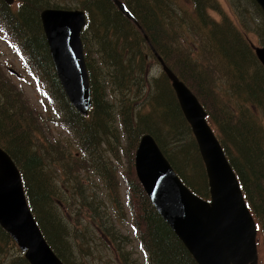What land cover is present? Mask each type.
I'll list each match as a JSON object with an SVG mask.
<instances>
[{
    "label": "trees",
    "instance_id": "trees-1",
    "mask_svg": "<svg viewBox=\"0 0 264 264\" xmlns=\"http://www.w3.org/2000/svg\"><path fill=\"white\" fill-rule=\"evenodd\" d=\"M84 1L89 5L82 6L88 14L83 42L92 77L93 99V108L87 116L79 113L69 102L55 71L40 19L42 10L51 5L42 0H15L12 5L0 0L2 30L20 47L31 69L41 72L39 77L46 86V97L52 99L60 114L57 122L69 123V131L77 138V144L85 154L69 152L68 146L52 135L49 127L41 121L42 114L22 101L23 91L14 85L0 63V146L18 166L31 209L56 254L65 264H89L97 252L105 254L92 264H142L141 258L144 257L148 264H198L155 208L139 182L135 168L123 174L128 179L126 197L130 202L125 204L121 197L120 170L112 162L111 153L118 158L124 139L126 145L132 143L131 149H127L128 146L123 148L124 154L134 160L141 136L150 133L188 187L204 198H210L208 175L196 139H193V143L197 150L181 142L187 136L186 130L191 132V127L167 75L162 73L152 78L158 89L148 99L140 98L144 83L140 85L135 74H128L131 79L128 82H120L122 70L130 66L125 47L132 42L144 46L146 56L149 54L148 57L159 65L151 49L153 45L166 64L203 103L208 112V121L227 151L246 202L264 234V170L260 167L264 159L261 156L264 154V128L254 114V106L264 109V67L255 54L253 44L245 38L251 28L243 23L242 29H239L231 19L225 18L218 23L219 29H213L208 26L206 17L202 16L193 30L195 36L204 42L199 44L197 58H193L192 53L195 51L189 49L190 38L185 43L178 41L180 33L174 26L176 9L171 7V0H122L142 29L133 27L136 26L133 19L120 12L112 0ZM215 1L193 0L195 15H202L205 3L217 11ZM248 2L257 8L256 13L264 20L259 4L255 0ZM162 3L168 5L167 12L157 5ZM182 11L187 12L188 9L184 7ZM148 16L152 17L151 22ZM91 30H94L93 39H99L106 50L101 46L94 49L95 55L100 52L103 56L102 61L96 60V66L103 67L107 62L109 78L91 71L88 48L91 46ZM110 33L113 37L109 36ZM116 45L120 48L114 49ZM228 67L232 73L225 75L230 79L239 81L240 76L249 77L248 99L244 104L232 106L237 113L229 112L225 104L219 103L215 92L218 88L215 85L217 76L224 74ZM115 77L114 85L119 88L125 85V88L116 98L112 96L111 100H105L107 96L102 95L96 79L100 80L101 87L111 88L107 85ZM208 80H214V84ZM109 95L112 94L109 92ZM212 115L220 119L219 128L223 129L227 138L213 126ZM180 127L186 128L184 133L179 132ZM172 139L175 141L171 142ZM228 141L236 148V152L231 150ZM176 146L184 147V153L194 158L193 172L187 177L174 163L176 158L172 149ZM187 148L195 154L191 155ZM175 154L178 160L186 162L183 154ZM84 168L91 170L105 188L92 179L91 183H85L82 179ZM58 169L61 170L59 174ZM57 177L60 186L63 185L61 190L57 185ZM197 180L200 182L199 187L192 184ZM99 188L104 189L103 196ZM34 190L39 197V206L33 205ZM106 190L109 192L106 193ZM60 193V199L54 198ZM63 196L67 198L65 201L62 200ZM60 202L70 203L66 209H62ZM126 205L127 208L128 205L132 207L133 231L136 234L133 237L124 234L117 224L119 219L124 224L127 220ZM137 242L142 257L136 256L134 245ZM98 243H101L99 249L96 248ZM108 246L112 248L111 251ZM14 248L18 249L16 243L0 226V264H29L19 249L20 254H11Z\"/></svg>",
    "mask_w": 264,
    "mask_h": 264
},
{
    "label": "water",
    "instance_id": "water-1",
    "mask_svg": "<svg viewBox=\"0 0 264 264\" xmlns=\"http://www.w3.org/2000/svg\"><path fill=\"white\" fill-rule=\"evenodd\" d=\"M11 3L13 0H5ZM129 17L125 5L114 0ZM264 11V0H256ZM41 20L60 83L83 115L92 106L91 83L82 32L83 9L46 8ZM172 82L205 163L210 201L193 192L177 174L152 134L141 137L135 153L136 173L157 211L182 240L198 264H259L258 229L225 151L198 97L152 47ZM264 66V46L254 45ZM0 224L17 241L30 264H65L46 240L25 193L12 157L0 148Z\"/></svg>",
    "mask_w": 264,
    "mask_h": 264
},
{
    "label": "rangeland",
    "instance_id": "rangeland-1",
    "mask_svg": "<svg viewBox=\"0 0 264 264\" xmlns=\"http://www.w3.org/2000/svg\"><path fill=\"white\" fill-rule=\"evenodd\" d=\"M43 3L49 4L51 6H46V7H52V8H64V9H72V8H82V6H88L89 4L86 3L84 0H42ZM114 1V0H112ZM122 2V0H119ZM115 6L117 9L123 13V11L118 7V4L114 1ZM158 6H162L165 10V12L168 11V5L165 3L162 4H157ZM171 7L176 9V14L174 16V26L175 28L179 31V38L178 41L181 43H185L187 39L190 38V44L191 46L189 49H194V53H192L193 58H197L199 54V47L200 43H203L199 37L195 36V31L193 30V27L195 26L196 22L202 20V16H205L207 19V24L210 28L217 27V29L220 28L218 26V23L220 21H223L225 18H229L233 21V23L239 28L242 29L243 23H246L250 28L251 31H249L246 35L245 38L248 42L251 44L255 45H261L264 46V20L259 18V15L256 13L257 8L253 5H251L248 0H216L215 1V8L217 11H214L211 8L210 4H204L203 5V13L202 15H195L194 11V5H193V0H171ZM188 9L187 12H183L182 8ZM83 9V8H82ZM197 16V18H196ZM127 17V16H126ZM98 19V18H96ZM133 19V18H132ZM149 21H152V17L148 16ZM214 19V22H213ZM99 20V19H98ZM133 19V23H134ZM136 26L132 25L133 27L140 28L142 29L141 25L139 22H135ZM164 25V24H162ZM4 34L0 30V63L3 66L4 70L7 73V76L14 82V85H17L23 92H22V101H24L29 107L32 106L38 111L39 113L42 114L41 121L42 123L46 126L49 127V129L52 131V135L62 141L66 146H68V151L76 154L77 152H82L83 156L85 155L83 150L79 147V144H77V141L73 134L69 131V123L63 124V123H58L57 120H59V113L56 111L55 105L52 103V99L46 97L45 91H46V86L45 84L40 80L39 75L33 72L32 70L29 69V63L27 61H24L22 58L21 54L18 52L16 45L12 42L11 39L3 36ZM45 35V34H44ZM109 36L113 37V34L110 33ZM94 37V30L90 31V41H91V46H88L89 48V56H90V64L92 66L91 71L95 72L96 75H103L105 77L109 78V66H106L107 62L102 65L103 67H97L96 66V60L102 61L103 56L101 55L100 52H97L96 55L94 54V49H97L102 45V42L99 39H93ZM260 37V38H259ZM117 41V39H116ZM115 41V42H116ZM18 47V45H17ZM20 48V47H18ZM103 50H105L104 46H101ZM114 49L120 48L119 45L113 46ZM144 46L137 45L135 43H129L125 47V55H129L130 59V66L127 69H123L121 72V81H126L128 82L131 80L128 77L129 73L135 74L137 76L136 80L138 83L143 85L144 87L141 89L140 92V98L147 97L149 98L150 95H153L157 89L158 85L153 81V77L160 76L162 73H164L162 66L158 62L152 59L150 56H146ZM85 51H87L85 49ZM106 51V50H105ZM149 55V54H147ZM204 60H206V57L203 53ZM251 71V69H250ZM249 71V72H250ZM39 74L41 75V72L38 70ZM228 73H232L228 67L226 72L222 75L217 76L215 85L218 87L215 89V92L218 94V102L221 104H225L227 107L228 111L231 113H237L232 106H235L236 104H244L246 100L248 99L249 96V90H248V80L249 77L245 76H240L239 81H236V79H230L229 76L225 75ZM165 74V73H164ZM94 78V77H93ZM96 79V78H95ZM117 77L110 79L111 82L107 86L109 87H101L100 86V80L96 79V82L98 84L99 89H101L102 95L107 96L105 97V100H111V97L113 96L116 98L118 95L121 94V90L125 88V85L122 86L121 88L118 87V85H114V81L116 82ZM94 80V79H93ZM206 82V81H205ZM209 83L214 84V80L209 81ZM208 82H206L208 84ZM161 84V82L159 83ZM230 91V92H227ZM109 92L112 95H109ZM227 92V93H226ZM196 94V93H195ZM248 104L253 105L252 103L248 102ZM54 105V107H52ZM254 106V105H253ZM209 107L212 109L213 112L214 108L209 105ZM254 114L257 118V121L262 127L264 128V109L262 107H257L254 106ZM110 110V106H109ZM113 112V111H111ZM137 117V116H136ZM138 118V117H137ZM211 120L213 123V126L216 128V130L219 132V134L222 136L226 137L225 132L223 131L222 128H219L220 125V119L214 115L211 116ZM184 124V123H183ZM135 125V124H134ZM121 127V126H120ZM185 127V125H184ZM166 128V127H165ZM186 129V128H185ZM184 128H179V132L184 133L185 132ZM186 135L185 137L182 138L181 142L183 144H188L191 146H196L193 143V139H195L193 132L191 130L187 131L186 130ZM227 138V137H226ZM124 146L119 150V155L118 158L114 154L111 153L113 156L112 162L116 163L118 166V170H120V175L119 178L120 180V186H121V197L124 199L125 204L129 203L130 200L129 198L126 197V193H128V179L125 174L126 171L129 169H134V160L128 159V156H125L123 148L126 146L127 149L132 147L131 144L125 143V140L123 139ZM175 139H172L171 142H174ZM190 141L193 143V145L190 143ZM229 142V141H228ZM197 143V142H196ZM230 145V142H229ZM182 146H176L172 149V153L174 158L176 160L174 163L178 167V170L182 171L186 177L187 174H191L194 169V162H193V157L192 156H187L184 151H183ZM198 148V144H197ZM196 148V150H197ZM231 150L235 151V147L230 145ZM199 149V148H198ZM188 151H190L191 155H194L195 152L192 151L190 148H187ZM181 153L186 157V162L184 160H178L177 155L175 153ZM110 155V156H111ZM261 156H264L262 154ZM204 163V162H203ZM260 167L262 170H264V159L261 160ZM52 172V171H51ZM61 172V170L58 169V174ZM53 173V172H52ZM96 173V172H95ZM97 174V173H96ZM82 179L85 181V183H91L90 179H92L94 182H98L100 187L105 188L104 184L100 183L92 174V171H87L85 168L82 170ZM131 175L133 173L131 172ZM199 180L192 182L195 186H200ZM57 185L60 188L63 187L60 186L59 180L57 177ZM38 190V189H37ZM61 190V189H60ZM59 190V191H60ZM102 190L101 195L103 196V190L104 189H98ZM109 192L106 190V193ZM40 193V192H39ZM61 193L56 195L57 199L61 198ZM67 198L66 196L62 197V200L65 201ZM70 202H66L63 204L62 202L59 203L60 207L62 209H66L68 207V204ZM35 206H39V197L36 195V190H34V204ZM127 209V220L125 224L123 221L119 219L117 224L120 226L122 232L124 234L132 236H136V234L133 231V212H132V207L130 205H126ZM256 218V216L254 215ZM259 264H264V234L262 231H260L259 234ZM98 239L99 237L96 236ZM101 243H98V246L96 247L99 249ZM135 250H136V256L142 257V252L140 250V246L137 243L134 245ZM19 249V248H18ZM17 248L12 249V255H18L20 254L19 250ZM108 249L111 251L112 248L108 246ZM127 250L129 253H131V249L127 247ZM102 254H105V252H97L93 258H91L90 263L92 264L95 260L98 261V259L102 256ZM11 255V256H12ZM144 257V256H143ZM142 264H148L146 257L141 258ZM7 263V260H6ZM19 264V262H17Z\"/></svg>",
    "mask_w": 264,
    "mask_h": 264
},
{
    "label": "bare ground",
    "instance_id": "bare-ground-1",
    "mask_svg": "<svg viewBox=\"0 0 264 264\" xmlns=\"http://www.w3.org/2000/svg\"><path fill=\"white\" fill-rule=\"evenodd\" d=\"M182 241V240H181Z\"/></svg>",
    "mask_w": 264,
    "mask_h": 264
}]
</instances>
